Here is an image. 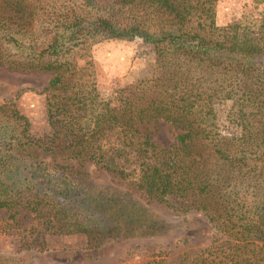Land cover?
I'll list each match as a JSON object with an SVG mask.
<instances>
[{
  "label": "trees",
  "instance_id": "trees-1",
  "mask_svg": "<svg viewBox=\"0 0 264 264\" xmlns=\"http://www.w3.org/2000/svg\"><path fill=\"white\" fill-rule=\"evenodd\" d=\"M217 3L0 0V66L51 75L48 135L30 137L26 118L0 109L6 119L0 127L6 123L10 133L0 139V211L13 224L25 212L46 230L84 234L91 243L102 242L109 228L128 239L161 229L159 215L136 196L27 153L38 150L90 163L145 200L203 213L219 235L176 264H264V15L221 28ZM138 40L153 50L152 70L103 98L92 48ZM217 101L232 102L229 120L241 128L239 142L220 138ZM151 124L175 128V144L155 143Z\"/></svg>",
  "mask_w": 264,
  "mask_h": 264
},
{
  "label": "rangeland",
  "instance_id": "rangeland-1",
  "mask_svg": "<svg viewBox=\"0 0 264 264\" xmlns=\"http://www.w3.org/2000/svg\"><path fill=\"white\" fill-rule=\"evenodd\" d=\"M263 15L262 0H218L215 20L222 28L236 22H252ZM90 55L95 65L98 91L109 100L115 98L119 90L147 75L155 59L152 48L143 45L140 40L133 43L106 41L94 46ZM79 64L84 65V60L80 59ZM50 78L51 75L46 72L12 71L0 66V109H6L8 115L13 108L26 118L29 122L28 135L35 139L51 132L45 94ZM232 105L231 101H217L214 111L220 138L237 143L242 131L229 120ZM4 117L0 113V123L6 120ZM8 123L13 125L11 120ZM5 125L0 127L1 140H8L6 137L10 135L8 129L4 130ZM149 126L155 143L165 148L175 144V128L166 124ZM17 128L23 129L20 126ZM27 153L52 166L80 170L89 175L86 181L100 187L136 196L149 210L159 215L161 229L155 237L128 239L126 234L120 235V232L109 228L110 234L102 242L91 243L84 234H60L46 230L42 226L43 221L25 212H20L17 223L13 224L8 218L9 213L3 210L0 211V264H176L184 253L210 246L219 235L203 213L178 212L165 204L145 200L127 181L117 179L90 163L68 161L38 150ZM29 232L36 240L29 238ZM160 251L170 254L153 256L154 252Z\"/></svg>",
  "mask_w": 264,
  "mask_h": 264
}]
</instances>
